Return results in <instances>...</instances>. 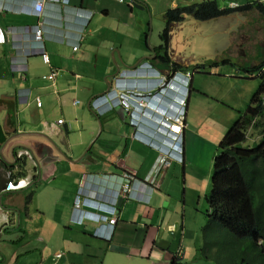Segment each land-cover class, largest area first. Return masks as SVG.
Here are the masks:
<instances>
[{"label":"crops","instance_id":"obj_1","mask_svg":"<svg viewBox=\"0 0 264 264\" xmlns=\"http://www.w3.org/2000/svg\"><path fill=\"white\" fill-rule=\"evenodd\" d=\"M35 1L0 0L6 35L0 43V123L13 136L0 153V264L202 260L206 241L198 229L208 228L198 227L202 176L193 175L190 166L201 167L206 145L213 148L222 138L220 124L212 127L214 112L225 106L230 116L236 109L215 98L210 104L201 92L212 94L205 77L218 75L224 82L264 69L254 68L264 61V15L242 8L264 6V0H43L40 14ZM205 1L219 12L183 11L168 23V9ZM232 2L237 6L230 7ZM38 22L40 42L34 36ZM164 29L167 38L159 49ZM164 54L168 61L159 58ZM177 71L190 74L181 155L176 151L152 187L145 178L159 155L156 146L165 149L170 139L161 129L155 132L161 124L152 126L171 100L161 96L170 88L163 76L169 81ZM118 86L142 92L146 103L126 109L98 100ZM20 179L28 185L5 190L9 180ZM127 183L130 192L123 196L120 187ZM77 198L90 212L98 203L114 202L115 222L88 217L76 222ZM111 229L110 238L101 236Z\"/></svg>","mask_w":264,"mask_h":264},{"label":"trees","instance_id":"obj_2","mask_svg":"<svg viewBox=\"0 0 264 264\" xmlns=\"http://www.w3.org/2000/svg\"><path fill=\"white\" fill-rule=\"evenodd\" d=\"M255 7L264 15L262 3L247 4L242 8ZM193 12L200 16L210 11L217 14L215 4L205 1L186 7L168 9V23L178 19L179 13ZM164 49L166 31L160 35ZM168 61L167 54L159 56ZM264 67V61L255 70ZM176 70L177 65L172 66ZM260 86L250 104L222 136L214 155L211 176V194L207 198V216L210 226L221 228L223 264H264V69L258 74ZM261 129L258 140L249 141L251 129ZM32 193L26 197L30 201ZM60 256V254H59ZM58 256V257H59ZM219 260V257H217ZM176 260L173 259L172 263Z\"/></svg>","mask_w":264,"mask_h":264},{"label":"rangeland","instance_id":"obj_3","mask_svg":"<svg viewBox=\"0 0 264 264\" xmlns=\"http://www.w3.org/2000/svg\"><path fill=\"white\" fill-rule=\"evenodd\" d=\"M172 42L174 44L175 39H172ZM175 46V45H174ZM178 52L180 51L177 49ZM187 54H189L187 51H185ZM246 76L247 78L243 77ZM200 76V75H196ZM242 76V77H240ZM209 81V92L212 93L208 95L206 92L202 91L201 93L207 102L210 104L213 102L212 98H215L216 100H222L224 101L228 106H232L236 109V113H232L230 116H226L225 112V106L220 110V112H214L215 118H212V127L216 130L218 129V126L220 124V127L225 130L222 132V136L225 134V132L229 129V127L234 123V121L238 118L240 115L239 113H244L250 104V101L253 97V95L258 90L261 79L258 78V74L254 73L252 75L250 74H241L238 75V77H232L227 76L226 81L222 82L219 80L218 75L205 77ZM195 91V90H194ZM208 104V105H210ZM119 106V105H117ZM238 111V113H237ZM233 112V111H231ZM260 128L259 129H251L249 131V141L258 140L259 134H260ZM221 136V137H222ZM90 144L87 145L86 149L89 147ZM217 145L218 143L214 144V147L211 148L208 145H206L207 148H204L206 151V156L202 157L201 167H197V165L190 166V168L193 171V175L196 176H202L201 177V191H200V201L197 205V211L199 212V218H198V227H204L208 225V228H201L198 229L192 222L191 227L197 228L198 231L201 233L202 240L206 243H203V250L199 252L200 257L202 255V260L197 259L195 264H223L222 250H218V246L222 244V236L221 234H218V230L221 228V225L219 224L217 227L213 228L210 226V221L207 216V210H208V203L207 198L211 194V176L213 171V160L214 155L217 153ZM171 148H174L173 145H170ZM176 158H172V161ZM177 162H180L177 160ZM202 168L201 172H198L199 169ZM205 179H202V178ZM37 241L33 243L36 244ZM218 245V246H217ZM217 257H219V260H217Z\"/></svg>","mask_w":264,"mask_h":264},{"label":"built area","instance_id":"obj_4","mask_svg":"<svg viewBox=\"0 0 264 264\" xmlns=\"http://www.w3.org/2000/svg\"><path fill=\"white\" fill-rule=\"evenodd\" d=\"M56 2H62V3H68L69 0H54ZM230 7L234 8L237 6L236 3L232 2L229 4ZM34 11L37 14H40L43 11V0H36L35 1V7H34ZM41 26V22H38V25L35 29L34 32V36L35 39L37 41H41L42 40V28ZM5 31L3 30V28L0 25V43L5 42ZM78 48V44L73 46V50H77ZM42 58L45 62H49V58L48 55L46 53H42ZM55 72L53 71L48 77L52 78L54 77ZM188 77L190 74H187ZM150 94H152V91H150ZM146 98V95H144L142 92L138 91L137 89H132V90H125V87H120L119 93L115 96V100H114V105L115 104H122L126 109H128L129 107H134V106H139L141 107L142 105H144L146 103V101L144 100ZM127 99L129 101H132L129 103L127 102ZM262 99L264 102V94L262 95ZM185 100H181V105L178 108V114L177 116H173V115H167L166 119H169L171 121H173V125L171 126L173 133L176 136V134H179L181 132V130L185 127ZM37 105L40 106L41 102L38 101ZM62 120H58V123H61ZM145 141V140H143ZM149 142V141H146ZM150 144V143H149ZM156 148L159 150V155L156 159V161L154 162L153 166L150 169L149 174L146 176V180L148 181V183H150L153 187H156L158 182H159V176H161V174L163 173L164 169H166L170 163L172 158H176L175 154L170 152L169 150L163 149L160 145L156 146ZM10 175V172L8 173ZM128 179H133L131 174H126L125 175ZM29 182L20 179L18 181L15 180H9L5 186V190L6 191H10V190H18L21 189L23 187H26L28 185ZM130 188H129V184H124L123 186L120 187V193L122 195H126L129 192ZM84 202L81 203L80 198H77L75 200L74 203V207L76 210H79V217L81 218H75L76 222L81 221L84 217H88L91 219H95L96 217L93 216V214L90 211H84L81 208V205ZM115 218H111L110 222H114ZM107 238L111 237V234L108 233L107 235H103ZM59 256V255H57Z\"/></svg>","mask_w":264,"mask_h":264},{"label":"clouds","instance_id":"obj_5","mask_svg":"<svg viewBox=\"0 0 264 264\" xmlns=\"http://www.w3.org/2000/svg\"><path fill=\"white\" fill-rule=\"evenodd\" d=\"M144 65L150 67L151 70L157 74V72H158L157 69L151 63L145 62ZM187 74H189V73H182L180 71H177L175 74H173V76L171 77V79L169 81H166V78L163 76V80H165V82L163 81L164 87L170 86V88L168 89L167 95L165 92L163 93L164 95L162 93H160V94H162L161 95L162 97L163 96L171 97V100L169 102H167L168 104L164 107L163 112H161L156 117V122H155V125L152 126V129H154V127H156V126L158 127V125L162 124L166 120L167 115L176 116L178 114V108L181 105V100L183 99L186 101V99L188 97V93H189L188 90L186 91V88L189 85L190 75L188 77ZM180 82H182V85ZM119 90H120L119 86L114 87L109 92V94L102 96L98 100H101V102H106L108 104V107H110L111 105L113 106L114 105L113 102L115 100L114 98L119 93ZM158 91H161V89H159ZM152 94H150V95H152ZM95 108L98 110L99 106H95ZM160 129L161 128L159 126V128H157V130H155V132L159 133L158 131ZM147 143L149 144V142H147ZM181 150H182L181 144L177 143L174 150H173L175 157H176V151H179V155H181ZM96 207L98 208V205Z\"/></svg>","mask_w":264,"mask_h":264},{"label":"bare ground","instance_id":"obj_6","mask_svg":"<svg viewBox=\"0 0 264 264\" xmlns=\"http://www.w3.org/2000/svg\"><path fill=\"white\" fill-rule=\"evenodd\" d=\"M109 94V93H108ZM120 105V104H119ZM177 116V115H176ZM173 125V121L166 119L162 124H161V130H163L166 133V136L170 139L168 141H166L165 144V149L169 150L170 152H173V148L168 147V145H173L175 146L178 141H181V133L183 131V129L181 130V132L179 134H176L177 137H175L173 130L171 128V126ZM139 136H137L138 138ZM145 181L146 178H145ZM148 182V181H147ZM152 186V185H151ZM153 187V186H152ZM130 192V190H129ZM128 192V193H129ZM127 193V194H128ZM124 196V195H123ZM122 196V197H123ZM93 214L94 217H96L93 220H96L98 222H107L108 224H113L116 220V205L114 204V202H103V203H98V208L97 211H93L91 212ZM111 218H115L114 222H110ZM110 234H112V229L108 232ZM98 234V233H97ZM100 235V234H99ZM103 236V235H101ZM105 237V236H103ZM107 238V237H105ZM59 255V254H57ZM56 255V256H57Z\"/></svg>","mask_w":264,"mask_h":264},{"label":"water","instance_id":"obj_7","mask_svg":"<svg viewBox=\"0 0 264 264\" xmlns=\"http://www.w3.org/2000/svg\"><path fill=\"white\" fill-rule=\"evenodd\" d=\"M130 4H133V5H138L135 1H131ZM111 88H107V91H110ZM13 138L12 135H8L6 134V132H4L3 130V127L0 123V153L2 152L3 148L8 144V142ZM123 202V197H119L118 199V203L117 205L120 206L121 203Z\"/></svg>","mask_w":264,"mask_h":264}]
</instances>
